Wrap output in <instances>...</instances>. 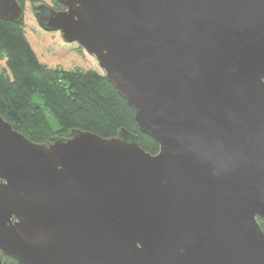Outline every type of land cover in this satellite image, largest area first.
<instances>
[{
	"label": "water",
	"instance_id": "water-1",
	"mask_svg": "<svg viewBox=\"0 0 264 264\" xmlns=\"http://www.w3.org/2000/svg\"><path fill=\"white\" fill-rule=\"evenodd\" d=\"M53 2L39 28L97 61L159 149L124 129L36 144L0 116V254L264 264V0ZM23 15L0 0V20Z\"/></svg>",
	"mask_w": 264,
	"mask_h": 264
},
{
	"label": "trees",
	"instance_id": "trees-1",
	"mask_svg": "<svg viewBox=\"0 0 264 264\" xmlns=\"http://www.w3.org/2000/svg\"><path fill=\"white\" fill-rule=\"evenodd\" d=\"M23 8L26 2L17 0ZM53 9L64 10L57 2ZM0 116L17 132L36 143H51L67 138L71 130L115 138L119 129L135 136L147 153L159 149L134 123V113L114 90L103 73L94 70L50 68L37 59L26 38L23 19L20 22L0 20ZM1 67V65H0ZM40 95L41 103L33 98ZM51 116L55 121L52 125ZM264 232V220L258 219ZM3 264H18L0 254Z\"/></svg>",
	"mask_w": 264,
	"mask_h": 264
},
{
	"label": "rangeland",
	"instance_id": "rangeland-1",
	"mask_svg": "<svg viewBox=\"0 0 264 264\" xmlns=\"http://www.w3.org/2000/svg\"><path fill=\"white\" fill-rule=\"evenodd\" d=\"M46 3L53 6V0H36V3ZM32 4L26 2L23 10L24 29L26 38L30 43L33 52H35L40 63L56 68L61 66L62 69L69 71L75 69L94 70L99 74L103 73L99 68L97 61L82 50L76 43H65L59 32L42 31L35 19V10L32 9ZM4 67L3 62L0 63ZM35 103H41L40 95H35L33 98ZM52 125L55 126V121L51 116Z\"/></svg>",
	"mask_w": 264,
	"mask_h": 264
},
{
	"label": "flooded vegetation",
	"instance_id": "flooded-vegetation-1",
	"mask_svg": "<svg viewBox=\"0 0 264 264\" xmlns=\"http://www.w3.org/2000/svg\"><path fill=\"white\" fill-rule=\"evenodd\" d=\"M38 5H44V6L46 5V6H48V7H51V6L47 5V4L44 2V3H38V4L35 3V4L32 6V9L35 10L36 7H37ZM51 8H52V7H51ZM35 11H36V10H35Z\"/></svg>",
	"mask_w": 264,
	"mask_h": 264
}]
</instances>
